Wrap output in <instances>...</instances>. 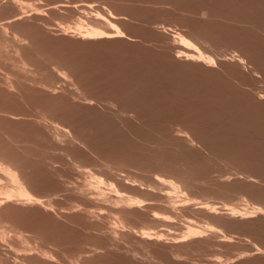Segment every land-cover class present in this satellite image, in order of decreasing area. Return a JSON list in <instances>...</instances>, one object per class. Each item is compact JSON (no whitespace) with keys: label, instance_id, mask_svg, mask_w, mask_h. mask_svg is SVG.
<instances>
[{"label":"rangeland","instance_id":"374dc122","mask_svg":"<svg viewBox=\"0 0 264 264\" xmlns=\"http://www.w3.org/2000/svg\"><path fill=\"white\" fill-rule=\"evenodd\" d=\"M79 26L109 36L82 37ZM179 46L211 63L197 51L179 58ZM17 50L34 82L15 67ZM42 111L73 123L84 144L40 133L29 119ZM0 151L53 201L0 215L39 250L25 252L11 231L0 264H264V210L226 215L264 208V0H0ZM101 159L116 165L118 184L131 179L121 191L140 205L120 213L95 195L90 175L117 184ZM156 179L180 186L169 191L175 206ZM186 227L203 235L186 237Z\"/></svg>","mask_w":264,"mask_h":264},{"label":"bare ground","instance_id":"6f19581e","mask_svg":"<svg viewBox=\"0 0 264 264\" xmlns=\"http://www.w3.org/2000/svg\"><path fill=\"white\" fill-rule=\"evenodd\" d=\"M11 21V20H10ZM104 21V20H103ZM108 22V21H107ZM109 23V22H108ZM108 23H106V25L108 24ZM109 25V24H108ZM82 26V25H81ZM81 26H79V29H76L75 31H79L80 32V28H82ZM2 27H6V26H2ZM1 27V28H2ZM63 27V26H62ZM114 27V26H113ZM111 28V25L109 26V30H111L110 29ZM67 29V28H66ZM87 29V27L86 28H84V30H86ZM94 29V28H93ZM107 29V28H106ZM98 30V29H97ZM97 30L95 31V29H94V31L93 30H91L90 28H89V30L87 29L86 31H84L85 32V34L87 35V36H100V35H102V36H100V37H103V35H105L106 34V30H102L103 31V33H104V31H105V34H103V33H100V32H97ZM1 31L2 32H5L4 31V28H2L1 29ZM77 31V32H78ZM101 31V32H102ZM116 31V33H118L117 32V30H115ZM114 31V32H115ZM119 31V30H118ZM84 32H80V33H82L83 34V36L82 37H84ZM66 33V32H65ZM73 33V32H72ZM109 34L111 33V32H108ZM74 34V33H73ZM79 34V33H78ZM179 34V33H178ZM106 35H108V34H106ZM105 35V37H107ZM110 35H112V34H110ZM116 35V34H115ZM114 35V36H115ZM80 36V35H79ZM86 36V37H87ZM109 36V35H108ZM118 36V35H117ZM181 35H179L178 37H180ZM89 37V38H90ZM185 37V36H184ZM187 38V37H186ZM94 39V38H93ZM98 39V38H97ZM179 39V38H178ZM183 38H181V40H182ZM180 40V39H179ZM187 40V39H186ZM186 40H185V38H184V43H186ZM189 41H191V40H189ZM189 43V42H188ZM192 43V42H191ZM193 44V43H192ZM181 45V44H180ZM182 46H184V45H182ZM189 46H190V44H189ZM188 46V47H189ZM17 48V47H16ZM181 51H179V53H181V56H178L179 58H183V59H189V58H191V60L194 58V57H196V56H194V49H195V47L193 48V50L194 51H192L191 49H188V48H186V47H178ZM19 50H17V56H19V52H18ZM197 51V52H196ZM195 52L197 53V57L198 58H201V59H204V60H206V61H210L211 60V57H203L202 56V54L198 51V50H196ZM199 52V53H198ZM179 55V54H178ZM195 59V58H194ZM196 60V59H195ZM195 60H193V61H195ZM202 61V60H201ZM206 63H208V62H206ZM210 63H211V61H210ZM209 63V64H210ZM213 63V62H212ZM53 65H54V63H53ZM52 65V66H53ZM29 66H31V63H29L26 59H23V58H21L20 56H19V58L16 60V64H15V67L16 68H18V70L20 71V72H23V74L25 75L24 77H25V80H29L30 82H34V80H33V77H32V75L34 74V71H30V70H28V67ZM54 71L56 72V74L58 75V77H60L61 79H63V80H65V79H67V80H71L72 78H71V74L69 73L68 74V72L65 70V69H62V68H58V67H54ZM71 71V70H70ZM34 77H35V75H33ZM73 77V76H72ZM60 78H59V80H60ZM72 81V80H71ZM43 82V81H42ZM57 82H61V81H57ZM65 82V81H64ZM67 82V81H66ZM70 82V81H69ZM37 83V82H36ZM68 83V82H67ZM66 83V84H67ZM37 84H39L43 89H45V90H50L51 89V91H53V92H51V93H55V91H54V89H53V87L48 83V84H45L44 82L43 83H41V81L39 82V83H37ZM69 84V83H68ZM71 84H73V83H71ZM55 85V84H54ZM76 85V84H75ZM4 86V85H3ZM5 86H7L6 88H7V90H9V91H12V90H15V86H14V83L11 81V79L9 78V76H8V78H7V80H6V84H5ZM73 87V86H72ZM78 87V86H77ZM65 89V88H64ZM66 90V89H65ZM77 91V90H76ZM76 91H72V94L75 92L76 93ZM70 92V91H69ZM78 92V91H77ZM35 93V92H34ZM74 93V94H75ZM39 94V93H38ZM71 94V92L69 93V95ZM78 95H79V92L77 93ZM77 94H75L74 95V98L76 97L77 98ZM21 95V94H20ZM81 95V94H80ZM70 96H73V95H70ZM85 97V95H83L82 94V96H80V97ZM83 97V98H84ZM82 98V99H83ZM91 98V97H90ZM90 98H87V96H86V98H84V101H86L87 103H92V101H91V99ZM80 99V98H79ZM93 101H96V100H94L93 99ZM94 103V102H93ZM110 103V102H109ZM97 104V103H96ZM99 104V103H98ZM111 104V103H110ZM107 105H109V104H107ZM111 105H113V103L111 104ZM101 106V105H100ZM102 107V106H101ZM106 107V106H105ZM111 107V106H110ZM109 108V107H108ZM105 109V108H104ZM44 111V110H43ZM43 111L42 112H40V113H37V115H36V113H35V116H33V118L32 117H30V118H32V119H29L31 122H32V124L34 125L35 124V126L38 128V129H41L40 130V133H41V131H43V133L44 134H51L52 135V138H54L55 140H56V142H58V141H64V142H66V141H68V143L70 142H72L73 144H74V142L76 143V142H79V143H81V144H84V141H83V139L81 138V137H79V135H77L76 133H74L75 132V128L74 127H71L70 125H73V123L71 124H69V122H67V123H63L64 122V120L63 121H60V120H62V119H60L61 117L60 116H57V117H59V119H55L56 117H53V118H51V117H49L50 115H48V113L46 114V112L45 113H43ZM107 111V110H106ZM129 112V111H128ZM127 112V113H128ZM6 113V115H8L9 117H7V118H9L11 121L15 118V117H17V119H14V120H18V119H21V115H19V114H15L14 112H5ZM52 113V112H51ZM3 114H4V111H3ZM2 114V115H3ZM26 114V113H25ZM5 115V116H6ZM12 117H14V118H12ZM20 117V118H19ZM12 118V119H11ZM27 118V117H26ZM28 119V118H27ZM59 120V121H58ZM69 124V125H68ZM30 125V124H29ZM74 126V125H73ZM76 127V126H75ZM82 128H84V127H82ZM37 129V130H38ZM80 129H81V127H80ZM86 129V128H85ZM35 130H36V128H35ZM73 130H74V132H73ZM76 130L77 131H79L77 128H76ZM82 130V129H81ZM84 130V129H83ZM39 131V130H38ZM38 131H36L37 133H38ZM86 131H87V129H86ZM82 132V131H81ZM42 133V134H43ZM80 133V132H79ZM183 133V132H182ZM81 134V133H80ZM51 135H49V136H51ZM46 136H48V135H46ZM54 140V141H55ZM190 140V139H189ZM184 141H185V143H184ZM182 143H184L185 145H187L188 146V144H187V140H184ZM190 142V141H189ZM59 143V142H58ZM160 144V143H159ZM183 144V145H184ZM156 145H158V144H156ZM168 147V146H167ZM186 147V146H185ZM165 148V147H164ZM160 149V148H159ZM162 152H163V150H161ZM167 151V150H166ZM165 152V151H164ZM168 152V151H167ZM170 152V151H169ZM95 153V152H94ZM6 154H8V153H6ZM6 154L4 153V154H2V151H0V215H2V213L3 212H5V215H6V210H8L9 208H11V207H23V208H28V207H34V206H38V207H42L43 209H49V208H46V207H53V201H51L50 199H48L47 200V196L48 195H44V196H42V190L41 191H39L40 190V186H43L42 184H40V182H39V184H38V180H35V181H37V182H35L34 180H33V177L31 176V178H30V176L29 175H27L26 173L27 172H25L24 170H25V168H22L21 167V165H19V163H17L16 161H14V160H12L11 158H9L8 156H6ZM164 154H167V153H164ZM170 155V154H169ZM12 157V156H11ZM151 157V156H150ZM171 157H173V156H171ZM166 158H167V156H166ZM171 159V158H170ZM170 159H169V161H170ZM173 159V158H172ZM102 160V159H101ZM136 160V159H135ZM134 160V161H135ZM151 160V159H150ZM161 161V160H160ZM167 161V160H166ZM137 163H139L140 164V162H138V161H136ZM172 162V161H171ZM133 163V162H132ZM156 163V162H155ZM166 163V162H165ZM22 164V163H21ZM111 164H113L111 161L109 162V160H102L101 161V166L102 167H104V168H106L107 169V171L109 172V174H110V176H112L113 177V180H116L117 181V184H116V182H111V181H109V183L108 182H106L102 177H97V176H95L94 177V174H92L93 176L91 177V175H90V178H93V179H95V183H97L98 184V187L96 188V190H95V195H98V197H101V199L102 200H104V201H106V202H109V203H112V205L114 206H117L118 208H119V212L121 213V212H128L129 211V208H131V207H133V206H138V205H140L139 204V202L141 203V202H143V201H141L139 198L137 199V198H134V197H132V196H126V195H124L123 193H122V189L120 188V185H121V187L123 186L122 185V183L121 182H125L127 179H128V176L127 177H124L126 180H124V179H120V180H122L121 182L119 181V183L120 184H118V179H115L116 177H118V176H116L117 174V171H118V169L115 167L114 168V166H116V165H114V166H112ZM151 164H153V163H151ZM170 164V163H169ZM168 164V165H169ZM147 165H149V164H147ZM162 165H163V163H162ZM165 165V164H164ZM153 166V165H152ZM171 166H173L172 164H171ZM155 167H156V165H155ZM148 168V167H147ZM146 168V169H147ZM151 168V167H150ZM162 168H164V167H162ZM161 168V169H162ZM168 168H170V167H168ZM182 169V168H181ZM27 170V169H26ZM165 170V169H164ZM106 171V172H107ZM200 171V170H199ZM107 172V173H108ZM164 172V171H163ZM172 172V171H171ZM238 172V171H237ZM86 173V172H85ZM167 173V172H166ZM232 174V173H231ZM238 174V173H237ZM185 175V174H184ZM230 175V174H229ZM233 175V174H232ZM235 175H236V172H235ZM243 175H245V174H243ZM204 177V176H203ZM245 177H246V175H245ZM249 177V176H248ZM35 178V177H34ZM219 179V178H218ZM220 179H223V181L225 180V181H227V179H228V176H227V174L226 175H222V176H220ZM128 180H130L131 181V179H128ZM127 180V181H128ZM157 181L159 180V179H156ZM126 181V182H127ZM146 181V180H145ZM160 181L161 180H159L158 181V183H160ZM163 181V180H162ZM162 181H161V183H162ZM165 181V180H164ZM134 182H137V180H134V181H132V185H133V183ZM38 185H37V184ZM128 183L129 182H127V183H125L124 184V186L127 184L128 185ZM137 183H139V182H137ZM165 183V182H164ZM164 183H162V184H164ZM130 184V183H129ZM142 184V182H140V184L139 185H141ZM145 184V183H144ZM144 184H142L143 186H144ZM152 184V183H151ZM151 184H145L148 188H154L155 186L154 185H151ZM40 185V186H39ZM138 184L136 185V186H139ZM157 185V184H156ZM161 185V184H160ZM134 186V185H133ZM135 186V187H136ZM163 186V185H162ZM164 186H166V187H164V188H160L161 189V191H163V190H166L167 189V192L166 193H164V195H163V198H164V200H165V203H168L169 204V206H175V204H173L172 205V203L174 202V200H172V198H171V196L169 195V191H173V192H175V193H177V195H178V192H181L180 191V186H178L176 183H174L172 180H168V182L166 183V185L164 184ZM131 187V186H130ZM129 187V188H130ZM157 187H158V185H157ZM156 187V188H157ZM43 188V187H42ZM46 188V187H45ZM103 188L105 189V190H103ZM128 188V187H127ZM128 188V189H129ZM138 188H140V186L138 187ZM150 188V189H151ZM131 189V188H130ZM159 189V190H160ZM46 190H48V189H46ZM107 190V191H106ZM134 190H136V189H134ZM137 190H139V189H137ZM85 191V190H84ZM83 191V193H85ZM44 192H45V190H44ZM171 194H173V193H171ZM182 194V193H181ZM185 195V194H184ZM180 196V195H179ZM179 196H177V197H179ZM181 197V196H180ZM179 197V198H180ZM46 200H45V199ZM188 198V197H187ZM162 199V198H161ZM173 199H174V197H173ZM182 199H183V197H182ZM186 199V198H185ZM178 200V199H177ZM182 201V200H181ZM184 201V200H183ZM175 202H178V201H176L175 200ZM189 202V201H188ZM186 205V204H185ZM248 205V204H247ZM247 205H245L246 207L244 208V209H238L237 207H232V208H230L229 210H228V212L226 213V215H227V217H229V218H233V219H241V218H244V219H246L245 217H248V214L250 213L251 214V212L252 213H254L255 211L257 212L258 211V213L260 212V213H263L262 212V210H264V208L263 207H260V206H257V207H255V206H249L248 208L249 209H251V211H248L246 208H247ZM149 206V205H148ZM209 206V205H208ZM208 206H205V207H202V209L203 210H205V211H209V212H216L215 210H214V208H212V207H208ZM150 207V206H149ZM181 207V206H180ZM198 208V207H197ZM21 209V208H20ZM138 209V208H137ZM146 209H147V207H146ZM216 209H218V208H216ZM133 210V209H132ZM131 210V211H132ZM227 210V209H226ZM45 211V210H44ZM149 211V210H148ZM87 212V211H86ZM133 212V211H132ZM151 212V211H150ZM255 212V213H256ZM89 213H90V211H89ZM219 213V212H218ZM91 214V213H90ZM129 214V213H128ZM250 214H249V216H250ZM5 215H3L4 216V218H5ZM7 215H9V214H7ZM254 215V214H253ZM10 217V216H9ZM14 217V216H13ZM18 217V216H17ZM91 217V216H90ZM9 219V218H8ZM10 219H11V217H10ZM153 219V218H152ZM162 219V218H161ZM171 219V218H170ZM0 220H2V219H0ZM5 220V219H4ZM164 220V219H163ZM241 220H243V219H241ZM120 221V220H119ZM2 223V222H1ZM11 223V222H10ZM13 223V222H12ZM19 223V222H18ZM120 224H122L123 223V221L121 220L120 222H119ZM8 224H9V222H8ZM6 225H7V222H5V225H3V223H2V226H0V229L2 230V231H0V242H2V241H6V238H7V236H9L10 234L9 233H11V231H12V233L13 234H15V236L17 237V238H19L20 240H22L23 242L22 243H24L23 245L25 246V249H23L25 252H32V251H34V250H36V248H34L29 242H28V240L27 239H25V237H24V233H23V229H22V231H21V229L19 228H12V230H9L10 228H6ZM14 225V224H13ZM9 226H11V224L9 225ZM17 226V225H16ZM108 226H109V222H108ZM122 226V225H121ZM123 227H125L124 225H123ZM107 228H111V227H107ZM115 229V228H114ZM114 229L112 230V228H111V233L113 234V235H116L115 234V232L116 231H118V230H116V231H114ZM210 229V228H209ZM143 230V229H142ZM186 237H188V236H194L195 237V234H196V236H198L199 235V232L200 231H198L197 229L195 230L194 228H191V227H186ZM217 231V230H216ZM216 231H213V229H212V232L214 233V234H216V233H218V232H216ZM110 233V234H111ZM132 233H133V231H132ZM200 233H202V232H200ZM140 234V237H141V239L142 238H144V239H150V234H149V232H146V231H142L141 233H138V235ZM198 234V235H197ZM137 235V234H136ZM201 235H203V233L201 234ZM157 236V235H156ZM159 236H162V235H159ZM218 236V235H217ZM113 237V236H112ZM191 237V238H192ZM200 237V236H199ZM114 238V237H113ZM152 238H154L153 237V234H152ZM156 239V238H155ZM157 239H159V238H157ZM147 241H149V240H147ZM35 246V245H34ZM259 248V247H258ZM254 250H255V246H254ZM36 251H38L39 252V250H36ZM258 251H260L259 249H257V252ZM260 254V253H259ZM37 255V254H36ZM27 256V255H26ZM38 257H40L41 256V258L43 257V259L44 260H46V259H48V260H53V258H54V256H53V254H52V252L50 251V250H47V249H40V256L39 255H37ZM29 257V256H28Z\"/></svg>","mask_w":264,"mask_h":264}]
</instances>
